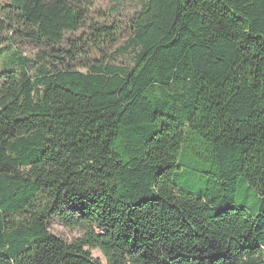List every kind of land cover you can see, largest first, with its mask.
<instances>
[{
  "label": "trees",
  "instance_id": "1",
  "mask_svg": "<svg viewBox=\"0 0 264 264\" xmlns=\"http://www.w3.org/2000/svg\"><path fill=\"white\" fill-rule=\"evenodd\" d=\"M112 1L90 33L125 30L131 65L84 71L52 61L81 36L19 48L61 46L91 0L0 1V264H264V0ZM187 156L196 195L173 181Z\"/></svg>",
  "mask_w": 264,
  "mask_h": 264
},
{
  "label": "rangeland",
  "instance_id": "2",
  "mask_svg": "<svg viewBox=\"0 0 264 264\" xmlns=\"http://www.w3.org/2000/svg\"><path fill=\"white\" fill-rule=\"evenodd\" d=\"M1 1V0H0ZM3 1V0H2ZM91 6L88 10V21L83 26L79 27L76 31L67 32L63 36L61 46L52 49H46L45 47H34L31 44H28L22 48H19L20 51L27 54L28 56H34L38 51L41 52L43 50L51 52L53 56L61 54L62 52H66L67 47L70 44H74V39L78 37H83V40H87L84 43H91L89 46H80L78 55H63V60L55 59L52 57V61L55 64H61L65 66L72 67L73 69L78 70H86V66L93 65L96 61L102 60L103 63H112L115 65H131L133 49L126 48V40L127 33L125 30H121L120 32L114 33L111 37H104V39H94L90 33V25L95 26L100 22L106 21L110 11L113 9L116 4L112 0H91ZM138 8L137 0H123L121 3L117 5V9L119 13H117V17L120 19L125 16L132 15ZM122 24V23H121ZM123 25V24H122ZM0 39V44H1ZM64 50V51H63ZM7 53H0V68H7L3 65V61L8 57L11 53L10 48H6ZM89 54V58H88ZM61 56V55H60ZM193 167L195 170H189L186 167ZM200 169H207L208 165L202 164L199 161H196L191 158V156H187L185 158V163L180 170H176L173 174V181L177 188H182L189 191L191 194L196 195L207 189L209 179L200 173ZM248 202L251 200V191L248 192ZM243 195L241 194V189H238V193L235 198V205L240 206L245 204V200L242 199ZM49 230L64 239L70 241L76 237L80 236V232L77 229H72L68 227H64L62 224L58 222L56 218H53L49 224ZM93 256L102 257V254L98 249L91 250Z\"/></svg>",
  "mask_w": 264,
  "mask_h": 264
}]
</instances>
